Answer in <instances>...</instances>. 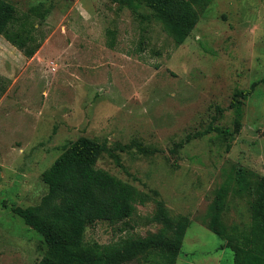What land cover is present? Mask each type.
Returning <instances> with one entry per match:
<instances>
[{
  "label": "rangeland",
  "instance_id": "rangeland-1",
  "mask_svg": "<svg viewBox=\"0 0 264 264\" xmlns=\"http://www.w3.org/2000/svg\"><path fill=\"white\" fill-rule=\"evenodd\" d=\"M91 1L94 14L85 16L78 0H16L23 13L50 9L36 21L42 47L30 59L0 45L8 56L0 61V264H37L46 254L43 237L13 209L40 204L43 173L81 138L101 145L99 169L138 193L127 225L88 227L86 244L150 240L124 264H234L228 246H248L240 238L262 204L264 84L244 103L239 132L230 106L236 91L264 80V0L196 6L181 45L148 9ZM225 185L223 241L209 225ZM161 213L188 226L181 244Z\"/></svg>",
  "mask_w": 264,
  "mask_h": 264
},
{
  "label": "trees",
  "instance_id": "trees-1",
  "mask_svg": "<svg viewBox=\"0 0 264 264\" xmlns=\"http://www.w3.org/2000/svg\"><path fill=\"white\" fill-rule=\"evenodd\" d=\"M122 2L135 13L144 8L151 11L166 23L170 34L181 45L190 37L196 24V6L209 0ZM43 7V4L32 6L20 15L12 0H0V35L30 59L42 47L43 40L38 38L35 25L37 20L45 21L49 15L50 9L42 10ZM109 36L108 45L114 48L113 32H109ZM261 83L264 84V80L252 84L247 90L235 92L230 108L235 117L237 132L241 129L245 116L244 103ZM224 133L228 134L227 131ZM101 151V145L89 138H81L71 144L43 173L42 180L48 187V193L40 204L28 208L14 207V213L39 233L47 246L46 254L37 264H124L148 248L150 240L133 242L121 239L107 245H89L85 242L88 227L97 223H107L112 227L127 225L135 214L138 202L135 188L97 167ZM227 193L228 186L225 185L212 208L209 225L210 230L223 241L225 233L222 230L221 216ZM259 197L262 204L256 210L258 213L251 234H243L240 238L248 246H228L235 251L234 264H264V242L257 244L259 220L264 216V192ZM159 217L169 228L176 230L177 240L181 244L188 226L180 223L175 227L165 213H161ZM262 231L264 239V230Z\"/></svg>",
  "mask_w": 264,
  "mask_h": 264
},
{
  "label": "crops",
  "instance_id": "crops-1",
  "mask_svg": "<svg viewBox=\"0 0 264 264\" xmlns=\"http://www.w3.org/2000/svg\"><path fill=\"white\" fill-rule=\"evenodd\" d=\"M12 2H14V4L16 5V7H17V10H18V12L20 13V15L21 14H23V11L21 12V10L19 9V6H20V4H19V2H16V0H12ZM78 4H80V9H81V13H82V15H87V16H91L92 14H94V6H93V2L91 1V0H78ZM32 6H30L28 9H30ZM27 11H25V13H26ZM35 27L36 28H39L40 26L38 25V24H36L35 25ZM2 36V35H1ZM3 37V36H2ZM4 38V37H3ZM5 39V38H4ZM6 40V39H5ZM7 41V40H6ZM4 41V40H0V45L1 46H3L4 45V43H5V45L7 44V45H9V47L11 46V47H15V46H13L9 41ZM43 44V43H42ZM5 48H8V46H5ZM16 48V47H15ZM41 49V48H40ZM38 53V52H37ZM27 58V57H26ZM33 58V57H32ZM8 59V56L6 55V54H4V53H0V61H3V60H7ZM2 68H3V66L1 65V63H0V75H4L3 73H2Z\"/></svg>",
  "mask_w": 264,
  "mask_h": 264
}]
</instances>
